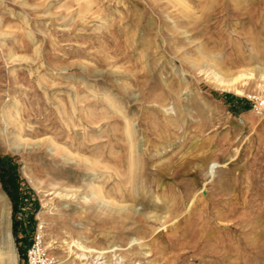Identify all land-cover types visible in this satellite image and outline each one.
Wrapping results in <instances>:
<instances>
[{
  "label": "rangeland",
  "instance_id": "rangeland-1",
  "mask_svg": "<svg viewBox=\"0 0 264 264\" xmlns=\"http://www.w3.org/2000/svg\"><path fill=\"white\" fill-rule=\"evenodd\" d=\"M181 1L187 8L172 0H0V157L16 166L25 203L13 219L0 182L16 264H25L38 225L45 242H56L53 264H264V109L254 111L264 101V0ZM206 62L225 79L243 68L253 76L240 80V95L221 90ZM125 116L147 161L146 210L160 221L112 223L85 185L93 175L72 168L60 177L62 150L120 164L130 150ZM17 123L43 146L14 152L26 144ZM50 139L58 146L51 155ZM150 226L157 229L142 255L136 237Z\"/></svg>",
  "mask_w": 264,
  "mask_h": 264
},
{
  "label": "bare ground",
  "instance_id": "bare-ground-1",
  "mask_svg": "<svg viewBox=\"0 0 264 264\" xmlns=\"http://www.w3.org/2000/svg\"><path fill=\"white\" fill-rule=\"evenodd\" d=\"M172 1H175L178 4H181L183 8H187L186 4L183 1H181V0H172ZM86 4L87 5L85 7H88V5L90 3L87 2ZM63 24H65V23H63ZM61 27H63V26H61ZM0 34H5V33L0 32ZM75 36H77V35H75ZM28 39H30V37ZM33 40H35V39H33ZM96 41H97V39H96ZM35 52H37V50H35ZM9 59H11L12 61H14V60H28L29 58L26 57V56L14 55V54H11L10 53ZM190 64H191L192 67H198V68H200L199 67L200 65L198 64L197 61H193ZM206 65H207V69L211 71V74H212L211 79H212V82L214 83V86L215 87H217V88H219L221 90L231 91V92H234V93L239 94V95L242 94V91L240 89V86H241L240 80L242 78L249 79V78H251L253 76V70L252 69L243 68L242 70L238 71L235 76H232L231 75L230 78L225 79V78H223L220 75L221 71L220 70H217L218 68H217L216 65H212V64L209 65L207 62H206ZM24 67H25V65H24ZM202 70L203 69H201V71ZM92 75H94V74H92ZM260 78L263 80V84L262 85H259V89L264 92V71H260ZM156 85H157V83H156ZM161 86H163V85H161ZM124 87H125V85H124ZM149 90H150V88H149ZM93 91H94V89H93ZM107 91L109 92V90H107ZM16 96H17V94H16ZM106 99L107 100H110L108 98H106ZM130 99H132V98L130 97ZM111 101H113V100H111ZM134 101H136V100H134ZM115 102H116V99H115ZM132 103H134V102H132ZM7 104H9V103H7ZM111 104H110V108H111ZM120 104H122V103H120ZM114 107H117V106H114ZM12 108H13L15 114H18V109H16L15 106H13ZM122 115H123V113H122ZM6 116L9 119L10 122L11 121L14 122L16 120V118L13 117V114L10 113L9 111H8V113H7ZM124 120H125V135H126V138H127L128 142H129V148H130V150L128 152H126V154H124L123 158H120L119 159L120 164H118V165L114 166L113 168H111V167H109L106 164V162L109 161V159H108V157L106 155H104V156H98L97 158L92 159L91 157H89L90 154L88 156H81V155L76 154V153L73 154L71 151L62 150L61 152H64V155L67 156V157L65 159H62L63 156H60L61 157L60 158L61 161L58 162L60 164L61 168H62L61 169L62 170L61 171L62 176H60V177H63L64 176V179L70 178L71 174H70V171L68 169H72V168H76L77 170L78 169L81 170V171H77V174H79V175H83V174H91V175H93V176H87V177H85V180L87 181V184H85V185H87V187L92 190V192L90 193L91 197L93 196L95 198H99L98 199L99 202L101 201L104 204H106V207L108 209V214L110 216V217L109 216L108 217L111 219V222L112 223H115L117 225H122V226L123 225H126V224H129L131 226L132 225L135 226L136 224H143V223H145L147 219H153L154 221H160L161 220V216L153 213L152 211H147L146 210L148 208V206L150 205L149 204L150 203L149 197H145V193L146 192H144L146 177H147V174L149 173L148 166H147V161H146V158L143 155V153H141V151H139L138 148L135 149V146L136 145L133 144V136L134 135L132 133V130L130 129L131 128V120H130V118H128L127 116H125ZM17 125H18V127H17L18 129L17 130L19 131V132L17 131L18 132L17 138H19V141H21L22 143L23 142L24 143L26 142V144L25 145H20V144L13 145L14 152H17L19 154H22V153H26L30 149H33L35 145H37L39 147L43 146L44 140H39V141H37V143H33L31 141L29 142V140H27V139H24L22 137V135H21V131H22L21 130V126L18 123H17ZM138 139H140V138H138ZM47 144H48V147L50 146L49 150H47V153L49 155L55 154V152L58 150L57 144L52 139H50ZM58 160L59 159H57V161ZM103 162H105V163H103ZM52 165H54V164H52ZM120 168L122 169V171H121ZM109 169H110V172H108ZM82 170L83 171H86V172L84 173ZM109 178H112V181L114 182V184L116 186L115 189H109V190L106 189L107 186H109V184H108V179ZM28 181L30 182V184L33 186L34 189H36L38 192H40V187L38 186V184L35 181H33L30 177H28ZM131 183H132V185H131ZM56 195L57 196H64V197L67 196V194H62L61 192L56 193ZM126 201H129L130 204H125ZM137 206H140V208H137ZM9 214L10 213H9L8 200H7L6 196H5V194L0 191V264H16V255H15L14 250H13V247H12V239H11V235H10V231H9V224H10L9 223ZM142 220H144V222H142ZM143 229H145V227ZM156 229L157 228H153V227L150 226V227L147 228V230H148L147 233L144 232V231H147V230H143V232L140 235H137L136 239H138L139 241H141L139 243V245H138L139 246V254H142V255L146 254V252L144 251V249L147 248L150 245V243L153 241V236H154V233H155ZM105 232H106V230H105ZM43 236H44V232H43ZM49 239H50V236H49ZM54 244H56V242L54 240H48L46 242L44 240V245H45V247H46L47 250H49V249L52 250ZM79 245H80V247H82L83 249L86 250V247L83 246V244L81 242L79 243ZM65 247H66L65 250L67 251V253L68 252L69 253H73V251H72V249L70 247V241L69 242H65ZM74 255H76V253ZM81 256H84V254L83 253H80V254H78L76 256V258H80ZM123 257L124 256H121V258H123Z\"/></svg>",
  "mask_w": 264,
  "mask_h": 264
},
{
  "label": "trees",
  "instance_id": "trees-1",
  "mask_svg": "<svg viewBox=\"0 0 264 264\" xmlns=\"http://www.w3.org/2000/svg\"><path fill=\"white\" fill-rule=\"evenodd\" d=\"M0 182L12 203V218L14 219L16 214L22 212L25 203L19 194L18 174L11 157H0ZM34 202L36 203V201ZM29 218L31 219L32 217L30 216ZM17 230V221H14L12 224V233L15 234Z\"/></svg>",
  "mask_w": 264,
  "mask_h": 264
},
{
  "label": "built area",
  "instance_id": "built-area-1",
  "mask_svg": "<svg viewBox=\"0 0 264 264\" xmlns=\"http://www.w3.org/2000/svg\"><path fill=\"white\" fill-rule=\"evenodd\" d=\"M264 109V101L256 102L254 111L259 114ZM25 264H53L52 257L44 245L43 227L38 225L32 241L25 252Z\"/></svg>",
  "mask_w": 264,
  "mask_h": 264
}]
</instances>
